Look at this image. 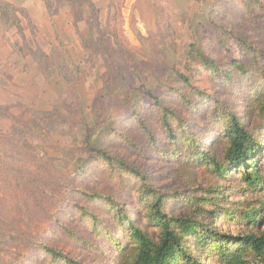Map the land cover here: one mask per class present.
<instances>
[{"label": "rangeland", "instance_id": "rangeland-1", "mask_svg": "<svg viewBox=\"0 0 264 264\" xmlns=\"http://www.w3.org/2000/svg\"><path fill=\"white\" fill-rule=\"evenodd\" d=\"M47 2L54 7L52 18L58 11H71L74 36L63 31L65 41L59 44L51 27L36 28L37 35L24 21L28 43L36 46L39 39L52 59L44 61L43 68L36 65L18 28L12 26L7 37L21 50L10 67L2 71L0 64V86L8 85L6 79L16 71L30 69L31 79L18 76L12 90L23 95V101L8 106L17 120L31 123L28 130L36 132L32 143L22 138L23 147L49 159L38 166L33 157H19L8 147L9 154L22 161L19 166L37 170L41 186L24 183L15 188L0 175V264H67L52 261L44 246L63 252L76 264H122L119 259H128L132 247L111 203L123 208L138 227L158 236L137 195L141 176L163 195L164 211L178 217L206 218L213 202L204 204L201 197L217 189L231 192L229 203H219L232 212L244 211L248 204L258 211L261 197L242 193L240 173L218 179L208 168L193 166L188 162L192 149H185L181 140L174 144L162 117L167 111L176 113L200 145L197 149L211 151L218 160H223L225 144L214 108L242 112L243 123L254 131L264 130L263 118L246 109L256 89L264 86V56L254 58L245 45L264 53V0H134L132 6L131 0H113L112 10L105 0L104 5L96 3L99 20L91 25L84 0L76 4L78 23L69 0ZM89 27L95 36H88ZM78 30L86 35L82 38L87 49ZM201 53L217 64V72L203 65ZM234 61L243 63L246 73L234 67ZM145 90L163 99V106L156 108ZM53 109L66 121L55 130H41L37 125L44 123L31 110ZM14 129L11 119L0 116V136L10 137ZM96 138L110 159L90 157L86 142ZM82 164L85 171H76ZM88 214L96 217V227ZM224 219L220 216L214 226L235 232L237 228L226 226ZM189 249L196 258L206 252L195 243ZM258 261L253 264H264Z\"/></svg>", "mask_w": 264, "mask_h": 264}, {"label": "trees", "instance_id": "trees-1", "mask_svg": "<svg viewBox=\"0 0 264 264\" xmlns=\"http://www.w3.org/2000/svg\"><path fill=\"white\" fill-rule=\"evenodd\" d=\"M72 3V10H74L75 23L80 21V16L76 10V4L83 2V0H69ZM89 6V18L87 22H95L98 24L100 8L93 0H84ZM113 0H108L107 8L113 9ZM138 1V0H137ZM157 8V6H156ZM34 31L36 26L27 10L17 7L7 0H0V29L3 36L8 39L16 52H20L17 43L12 42L8 38V30L15 26L18 28V33L22 37L28 52L37 60L40 67H44V61L51 60V56L39 46H32L28 43L26 36V26ZM99 26V25H98ZM88 36H95V31L89 27ZM78 36L83 47L87 45L83 42L82 36H86L83 32L78 30ZM86 45V46H85ZM249 48L251 55L254 58L260 59L264 53L253 48L250 44H245ZM89 49V48H88ZM199 55V54H198ZM200 57L203 65L212 72H217V64L202 53ZM65 63V62H63ZM233 66L241 72L246 73V68L243 63L234 61ZM248 75V74H246ZM230 77V74H227ZM187 84L188 79L180 74ZM148 98L154 101L156 108L163 106L164 100L158 98L151 90H145ZM190 102V100H189ZM231 107V106H229ZM246 109L248 111L256 112L264 120V86L257 88L253 96L249 98ZM34 117L44 123V126L37 127L41 130L47 131L55 130L58 123L66 121L63 114L57 110H31ZM214 112L220 117V124L222 126L221 133L223 134L222 141L225 144L223 151V160H218L216 155L211 151L203 152L197 149L200 145L195 141L193 134L185 129L184 122L181 118L172 111L164 112L162 123L168 132L170 139L174 140V144L178 145L181 140L185 149H192V158L188 160L193 166L199 165L208 168L211 174L218 179H225L232 177L235 173L241 174L243 181L242 193L245 196L254 198L261 197L259 202L260 208L256 212V208L248 204L244 211L236 208L233 212L231 209L220 205V199L227 204L230 201L231 192L222 193L220 189L206 191L205 196L201 197L202 202L207 204L213 202V208L207 210V217L204 219L197 216L178 217L164 211L161 206V199L163 197L160 192L148 184L146 176H141V185L137 195L142 201V209L147 210L146 217L151 226L157 229L158 236L154 237L149 232L144 231L134 223V218L128 217L126 211L115 203L110 204L116 219L122 221L121 226L126 230L129 243L132 247L131 255L128 259H119L122 264H253L254 262H264V130L254 131L248 124L242 122V112L235 113L233 109L214 108ZM140 117V114H135ZM0 116L7 117L15 123L14 133L10 137L0 136V175L5 177L10 184L14 183L15 188L22 187L24 183L33 186H41L37 170L30 166H19L20 160L15 156H11L8 147L12 149L13 154L19 157H33L36 165L41 166L46 159L43 156L39 158L38 153H30L23 147L22 138L29 139L32 143L36 137V132L28 130L29 122H20L10 111L6 104L0 105ZM48 116V117H47ZM55 116V117H54ZM27 127V128H26ZM150 133V132H149ZM154 144L156 143L153 140ZM100 140L89 139L86 144L89 149L90 157L100 155L108 158L109 154L106 150L101 148ZM177 149L172 153L175 155ZM45 159V160H44ZM110 159V158H108ZM187 159V158H186ZM12 161V162H9ZM116 160V159H115ZM118 161V160H117ZM122 160H119L121 163ZM122 164V163H121ZM125 165V164H122ZM85 164L77 167L76 171L84 172ZM3 179V178H2ZM234 185H231L233 187ZM40 188V187H39ZM222 193V194H221ZM96 195L90 196L95 197ZM260 199V198H259ZM111 200V199H110ZM87 214V211H83ZM94 226H97L96 217L88 214ZM223 216L225 225L237 230L233 233H226L217 229L214 224ZM128 217V218H127ZM125 220V221H124ZM124 221V222H123ZM117 244L119 240H115ZM197 249L205 250L200 258H196L191 254L189 245L194 244ZM124 250L125 246L119 247ZM46 253L51 257L52 261L58 259L65 260L67 264H76L71 258L62 254L63 252L56 250L51 246H44ZM120 250V251H121ZM127 251H123L125 256Z\"/></svg>", "mask_w": 264, "mask_h": 264}, {"label": "crops", "instance_id": "crops-1", "mask_svg": "<svg viewBox=\"0 0 264 264\" xmlns=\"http://www.w3.org/2000/svg\"><path fill=\"white\" fill-rule=\"evenodd\" d=\"M7 1L16 5L17 7L27 10V12L29 13L32 19V22L37 28L36 30H38L41 27H44V28H47L48 26L51 27L52 29L51 33L52 35L54 34L59 39L58 40L59 44L61 43L60 41H65V39L62 37L63 31H67V33H69L70 36H74V34L72 33V26L74 24L72 21L71 11H69V13L67 12V10H63L61 12L58 11L57 13H53L54 15L52 18L51 13L54 7L49 5V3L47 2L48 0H7ZM93 1L97 3L98 5L100 2H102L104 5V2H105V0H93ZM133 3H134V0H131V6L133 5ZM68 10H71L70 7ZM36 34L38 35L37 32ZM55 36L50 38L53 43L55 42V38H56ZM76 43H78L77 40H76ZM35 44L39 45L46 52V54L50 55L49 54L50 52L48 51L46 46L42 45L39 39H38V42H36ZM16 55L17 53L12 47L10 41L3 36L2 30L0 29V64L4 66L1 69L2 71L5 68V66L10 67L13 64V61L16 62V59H17L15 57ZM37 64L38 63H36V65ZM33 67L35 68V65ZM29 70L30 69L28 70L22 69V70L16 71V74L13 75L12 79H9V78L6 79L9 86L8 85L0 86V97H3V99L0 101V104H6V105L13 106L14 104L19 103V101H23V99L21 98L23 97V95L21 97L19 94H18L19 96L15 95L13 92L15 90L13 89H15V87L17 86L16 83L18 82L17 79H19L18 76L23 77L21 79L26 80V81L31 79ZM3 92H5L6 94H4ZM24 101L26 102V100Z\"/></svg>", "mask_w": 264, "mask_h": 264}]
</instances>
